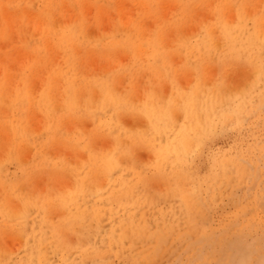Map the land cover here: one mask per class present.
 Masks as SVG:
<instances>
[{
  "label": "rangeland",
  "instance_id": "rangeland-1",
  "mask_svg": "<svg viewBox=\"0 0 264 264\" xmlns=\"http://www.w3.org/2000/svg\"><path fill=\"white\" fill-rule=\"evenodd\" d=\"M137 2L0 0V72L5 68L11 88L21 84L26 50L51 68H61L71 52L88 76L105 74L119 89V168L96 172L84 186L91 194L102 191V201L80 200L88 209L82 222L63 205L42 212L20 201L40 203L49 187L65 202L89 153L113 149L117 134L104 132L90 150L69 151L64 142L111 114L93 106L90 118L73 120L78 131L73 126L69 134L66 122L52 135L44 115L32 110L24 114L29 133L14 146L0 134V200L13 193L11 209L0 211V264H264V17H243L241 42L252 48L223 52L211 17L222 0ZM262 3L252 0L255 10ZM226 12L217 18L240 22L236 11ZM125 21L144 32L132 36ZM214 27L215 47L200 48L205 30ZM180 36L187 49L171 48ZM43 70L33 73V96ZM25 109L27 101L12 105L0 94V115ZM65 159L72 171L47 181L52 163ZM117 181L119 196L109 197ZM52 224H59V245L50 244Z\"/></svg>",
  "mask_w": 264,
  "mask_h": 264
},
{
  "label": "bare ground",
  "instance_id": "bare-ground-1",
  "mask_svg": "<svg viewBox=\"0 0 264 264\" xmlns=\"http://www.w3.org/2000/svg\"><path fill=\"white\" fill-rule=\"evenodd\" d=\"M250 1L251 2L247 4V1L245 2V0H241V2L238 4V6L240 5L238 9H237V5L234 4L235 0H225V1L222 0V2H218L217 4L215 3L211 7V14H212L211 17H215L216 24L218 23L217 24L218 27L216 28L218 30L215 31L216 34L219 33V36L218 34L216 35V37L218 36L217 39H219L220 41V43H218V46L223 52L224 51L234 52V50L236 49V46H241L242 48H245V49L252 48L250 45L251 42L249 43L248 41V42H245V44L241 42L240 35L243 32L242 21L244 20L243 17H261L262 19V17H264V5L262 3L264 2V0H260V2L262 3L261 4L262 10H261V7L260 9L258 8L260 12H255V11H258L257 7L255 6L256 7V10H255L254 6L252 5V0ZM140 3H141V0H138L137 5H139ZM244 3L247 4L246 7ZM254 3L256 4V2ZM251 5H252V8H254L252 10H255L254 12L250 8ZM249 8L252 11V13L251 12L248 13ZM230 9L231 10L233 9L232 10L233 12L236 11L237 12L236 17L240 18V22L238 20V22H236V24L234 25H229L227 21H223L222 19L217 18V17H226L225 14H228V12L226 11L232 12ZM249 14H252V15L250 16ZM208 16L210 15L208 14ZM203 17H206V15L204 14ZM127 20H129V18H127L126 21ZM203 20H204L203 22H205L206 24L207 21H205V18ZM257 20L259 19H256V23L262 26V21L261 20L257 21ZM126 21H125L124 27H127L128 25L126 30L131 32L132 36L137 37L144 32L141 26H138L136 24H131V22L126 23ZM208 25L210 24L208 23ZM69 28L73 29L77 27H69ZM254 28H255V31L257 32L254 31L255 33L253 34V39L257 40V36L258 34L260 36V33L255 23H254ZM214 29L215 27L212 28L211 30L210 29L205 30L206 37L204 39V42H202V45L200 48H204V47L214 48L215 47L217 41H215V35L212 34ZM142 37L144 36L142 35ZM182 39L183 38L180 36L178 40H176L177 42L171 48L178 49V50H181V48L187 49V46H185L186 41ZM50 42H52V39H50ZM151 43L149 44L148 48H153L151 47ZM148 52H151V51H148ZM21 53L24 54L27 58H26V62L22 65L21 69H19L18 71L19 77L17 79V82L21 83L18 87H16L17 85L15 86L16 88L10 87L11 78L7 74L5 68H3V70L0 72L1 73L0 75V94L5 96V98H7L12 105L16 104L20 100H25L27 101L30 107V109H25L21 112H17L16 114L10 113V112L3 113L5 114V117L0 115V134L2 135L3 133H5V135L10 138L13 146L16 143L17 137L20 138V135L24 133H29V129L26 124L27 121H26L24 114L25 113L28 114L32 110H33V113L34 111H38L42 115H44L45 119L47 120V126L45 125L46 131L47 133H50L52 135H56L60 131L61 126H63V124H66V122L67 123L69 122L68 124H70L71 128L69 127L68 124H67L68 125L67 127H69L68 129L71 130V133L69 134H72V127L74 126V129L76 127L75 125H73L74 124L73 120L76 118H84V117L90 118L92 115L91 107L93 106H95V112L96 110L101 108L102 110L106 111V114H111L110 119L108 120L106 119L104 121L99 120L100 125L98 126V128L95 127L94 130H91V131L89 130L90 132L89 131L86 132L85 128L81 124L82 125V126L80 125L82 127L81 131L82 129H84L85 131L83 130L84 131V132L82 131L83 133L77 132V135L75 133L77 138H67L66 141L64 142L63 147H65L66 149H69V151L71 150L80 151L82 149L90 150L92 149L94 140L98 138L99 136H102L104 132L114 131L117 134L115 138H112L115 140L113 149L108 150L107 152L103 154H98V155L91 154V152L89 151L90 153H89V158L87 159V162L79 169V171L75 173L74 178L71 177L76 182L73 184L72 187H70L69 191H67L65 202L58 201L57 197H52V195L49 194L50 191H48L49 187L45 191V193H47L46 194L47 196L44 197L42 200H40L41 201L40 203H38V201L37 202L36 201L27 202V203H23L24 201H20L21 207H25L31 204V206L39 208L42 212L45 210V208L52 209L56 205V203L59 205H63L65 207H68L71 210L73 217L75 218V221L82 222L88 218V209L83 208L80 205V200L85 199L88 196L94 195V196H98L99 202L102 201L101 200L102 196H100L102 191L98 190L95 193L91 194V192L86 191L84 186L89 188V183L91 181L90 179L94 176L96 172L106 171L110 173L111 175V173L114 170L119 168L116 162L117 160L116 157L119 156V89H117L118 83L111 82L109 84V82L106 80L107 75L105 74L100 79L90 77L92 76L91 74H89L90 76H88L84 71H82L83 69L82 66H83L84 61L82 59L81 60L77 59L75 54L71 52H67L64 54V56H62L63 66H61V68L47 67L49 66V64H47L46 66V64H44L40 60H37V61L35 60L33 62L32 54L29 51L25 50ZM69 66H72L71 71L74 74L70 72ZM38 67H44L45 70H43L44 73L42 74L44 75V78L40 81L42 84L41 91L39 92L37 96H33L30 90L31 81L35 75L33 73L38 69ZM100 68L103 69L104 66ZM104 69L107 70L108 68H104ZM129 69H132V66H129ZM26 70L29 71V74L26 73ZM99 72H101L100 69H99ZM75 73L77 76L83 75V78L77 79L75 76ZM192 91L193 92L197 91V88H193ZM31 118L32 117H30V119ZM28 119L29 118L27 117V120ZM34 120L35 118L33 119V123H34ZM82 121L79 120V122H82ZM70 122H72V125ZM75 122L79 123L77 120ZM33 123H31V126ZM41 123H42V120H41ZM75 130H73V132H75ZM30 131H32V127ZM41 132L39 131L38 134L40 135ZM80 138H82L84 142V146H81ZM52 146L54 147L55 145H52ZM26 148L30 149V146ZM51 168H52V170H50L51 173H48V175L46 174V176L48 177L47 181L48 179L54 180L56 177H61V176L66 177V175L72 171L66 159L60 160V161L57 160L53 162ZM42 177H45V176H42ZM112 184H115V186L110 191L111 194L109 197L119 196V189H118V186L116 185V184H119V182L117 181ZM111 185L110 187H112ZM66 187L68 186L66 185ZM10 190H12V188L9 189L8 192L6 193V199L3 201L0 200V211L5 212V213H7L8 210L11 209V206H12L11 197L13 196V193L10 194L9 193ZM104 193L106 194V192ZM44 220L45 218L43 219V221ZM58 226L59 224H52V226L50 227L52 231V239H51L50 244L52 245L54 244L59 245V240L57 236Z\"/></svg>",
  "mask_w": 264,
  "mask_h": 264
}]
</instances>
